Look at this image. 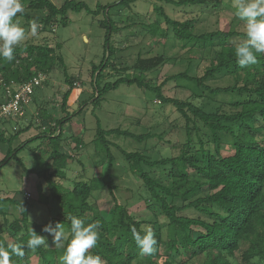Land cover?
I'll return each instance as SVG.
<instances>
[{
    "label": "trees",
    "instance_id": "obj_1",
    "mask_svg": "<svg viewBox=\"0 0 264 264\" xmlns=\"http://www.w3.org/2000/svg\"><path fill=\"white\" fill-rule=\"evenodd\" d=\"M148 1L180 9L204 6L212 12L221 8L237 10L233 6L234 0ZM135 2L137 0H120L115 5L130 7ZM21 3L25 11L23 15H17L26 22L23 28L28 32L35 22L36 30L44 37L40 43H20L11 61L0 58V142L10 143V146L32 125L10 136L3 126L10 121L25 119L27 106L36 91L47 84L48 77L55 70L60 69L64 73L68 87L61 100L63 112L67 113L70 96L80 86L76 78L68 75L60 52L61 45L56 43L54 46L46 33H56L58 26L67 27L71 12L85 11L97 17L101 13L107 14L109 7L99 4L92 10L86 3L75 0H65L62 6H57L51 0H21ZM153 10L159 19L145 26L148 34L151 38L166 39L170 28L174 32V39L181 42L180 49L188 55L187 59L166 57L163 52L151 57L139 54L133 66L123 67L122 63L113 60V56L119 52L111 45L113 34L121 33L123 29L130 30L132 24L136 26L139 22L132 18L126 26L116 27L108 17L101 22V27L107 29L105 48L108 56L100 67L92 70L94 91L91 98L80 100L79 110L60 120H54L45 110H41L39 116L42 121L38 129L44 131L16 149L11 147L0 162L1 171L12 160H18V155L29 144L45 138L48 151L36 153L34 168L28 172L45 180L48 193L44 195L41 188V196L46 204L54 202L60 209L55 217L44 224L31 223L27 197L22 194L10 199L0 197V215L4 219L1 228L8 232L10 238L7 239L0 231V244L5 248L8 244H26L30 238V228L48 240L49 235L43 233L42 229L49 222L63 223L69 233L61 251L47 244L35 252L25 248V256H13L12 264H32L31 261L37 264H61L60 258L72 238L68 216H77L85 225L99 222L100 238L90 252L99 255L103 264H196L197 259L204 255L206 260L201 264H234L231 259H235L236 253L243 247H247L242 252L243 264H253L255 257H260L259 264H264V55H258L254 65L245 68L238 66L235 48L246 41L247 34L245 22L236 16L233 19L234 27L228 31L218 29L199 33L197 21L203 19L205 12L183 21L171 18L162 5ZM29 12L40 15L32 16ZM140 26L144 27L143 24ZM168 63L180 64L185 70L166 78L161 84L157 79L147 78L148 74L157 72ZM205 63L208 65L201 75ZM110 69L114 72L112 81L107 80V76L111 75L106 72ZM41 78L44 80L34 89L28 103L21 102V113L2 116L6 106L15 100L19 87ZM104 80L105 83L102 82ZM170 82H186L187 85L180 83L179 86H185L190 91L188 100L167 97L164 88ZM124 85L135 86L150 94L152 104L161 113L166 106H171L184 122L183 127L176 123L166 131L161 130V125L157 123L151 132L138 135L121 127L103 129L98 120L96 136L91 144L95 150L91 161L93 168L103 169L102 173L88 180H76L72 189L66 188L62 181L67 180L70 163H74L76 155L78 157L84 149V140L81 135L65 137L64 126L81 115L89 104L95 110L101 107L110 92ZM155 101H159V104ZM180 129L182 140L178 135L177 142L168 139L170 130L174 132ZM155 139L180 148V155L154 157L146 145ZM121 140L143 146L130 151L119 145L118 141ZM225 146L232 148L230 154H223ZM65 148L69 150L64 151ZM78 163L82 165L81 161ZM120 164L127 166L140 183L137 201H144L146 207L143 211H132L134 202L127 200L122 203L117 196L120 190L116 177ZM104 191L111 199L109 209H102L94 202L95 194ZM2 202L16 207L20 211L19 218L10 221L2 209ZM161 217L166 219L164 223ZM133 226L137 231L150 228L154 233L158 244L152 256L140 255L131 234Z\"/></svg>",
    "mask_w": 264,
    "mask_h": 264
},
{
    "label": "rangeland",
    "instance_id": "obj_2",
    "mask_svg": "<svg viewBox=\"0 0 264 264\" xmlns=\"http://www.w3.org/2000/svg\"><path fill=\"white\" fill-rule=\"evenodd\" d=\"M51 1L57 6H62L65 2V0ZM75 1L86 3L92 10H95L99 4L102 6H109L106 11L107 14L101 13L97 17L85 11L81 13L71 12L69 14L70 23L67 27L58 26L56 28V33H46V36L54 46H56V43L61 45L60 52L64 57L68 75L70 78H76L80 86L75 88L70 96L67 113L63 112L61 100L68 87L65 83L64 73L60 69L55 70L48 77L47 84H44L36 91L32 102L27 106L25 119L10 121L3 126L4 130L8 131L9 136L14 134L15 131L25 129L29 125H32V128L23 132L11 146L10 143L3 144L0 142V162L6 157L11 147L12 149H16L44 131L43 129H38L42 121L39 116L41 110H45L54 120H60L67 117L68 114L73 115L77 112L80 108V100L82 102L83 100L85 101L91 98L94 91L92 70L95 67H100L108 56L107 48H105L107 29L101 27V22H104L108 17L113 20L116 27L126 26L127 23H129L128 21L130 19L132 20V18H134L133 21L139 22L136 26L132 24L133 28L130 30L123 29L121 33L113 34L111 45L119 49L117 55L113 56V60H116L117 63H122L121 65H123V67L124 65L133 66L139 54H142L144 57H151L155 56L158 52H163L166 57L178 56L182 59L188 58V55L180 49L182 44L180 41L174 39V32L170 30V28L166 39L161 37L151 38L148 34V28L145 26L159 19L157 12L153 10L156 6H164L171 18L183 21L205 12L202 16L203 19L197 21V31L199 33L218 29L228 31L231 27H234L233 19L235 17V12L225 8L212 12L211 9L204 8V6L201 8L187 7L180 9L161 2L148 0H137V2L130 7L115 5V3L120 0ZM29 13H31L32 16L40 15L34 12ZM160 21H162L161 18ZM163 23L162 21V24ZM25 24V20L20 19V26L23 27ZM141 24H143L144 27L141 28ZM163 27L167 28L165 25H163ZM25 33L27 34L21 44L26 42L40 43L43 41L44 36L39 34L37 30L33 32L30 29ZM128 47L129 49L127 51H122ZM206 65H208V63L202 65L201 75ZM184 70L185 67L180 64L168 63L157 72L148 74L147 78L157 79L158 84H161L166 78ZM106 73L111 75L107 76V80L112 81L114 72L110 69L107 70ZM102 82L105 83V80ZM180 83L181 85H187L186 82ZM180 83L170 82L164 88V94L169 98L188 100L190 91L186 89L185 86H179ZM155 103L159 104V101H155ZM98 120H100L103 129L109 130L121 127L138 135L151 132V129L158 125L157 123L161 125V130L166 129V131L171 129L172 124L178 123V125L182 127L184 125V122L179 118L178 112L171 106H166L163 113H161L157 111L155 105L152 104V97L150 94L139 90L135 86H121L118 90L112 91L106 96V100L101 107L95 110L93 105L89 104L81 115L76 116L72 122L64 126L65 137L81 135L84 140V149L79 152L78 157L76 155V161L70 163L67 168V180L62 181V184L66 188L72 189L73 182L76 180H88L102 173L103 169L93 168V163L91 161V156L95 151L94 146L91 144L96 136ZM137 121L140 123L136 124ZM181 132L182 129L174 132L170 130L171 135L168 136V139L175 142H177L179 138L182 140L180 136L182 135ZM118 143L123 148L130 151L138 150L143 146L134 142L131 144L132 142L129 140H121L120 142L118 141ZM146 146V148L151 150L152 155L157 158L161 155L172 157L180 155V148H173L167 144H162L156 139L148 141ZM63 150L67 151L69 149L65 148ZM46 151H48V146L45 138L34 141L32 144H29L27 149L18 155V160H12L10 164L0 171V197L10 199L17 194H22L23 197H27L30 203V222L37 224L48 222L55 217L60 210L58 204L54 202L46 204L43 196H41V188L44 195L48 193L45 180L39 179L35 174L28 172L34 168L36 153L42 154ZM231 152L232 148L230 146H225L223 154H230ZM116 155L118 154L116 153ZM79 161H81L82 165L78 163ZM120 166L119 172L117 173L118 176L116 177V183L120 190L117 196L122 203L128 202L127 200L134 202L132 211H143L146 207L144 201H137L138 193L140 195L138 189L140 183H138L136 177L129 172L127 166L122 167L121 164ZM94 202L102 209H109L111 206V199L109 198L108 192L105 191L95 194ZM1 205L10 221L19 218L20 211L16 207L9 202H2ZM161 221L164 223L166 219L161 217ZM3 222V216L0 215V231L10 240L8 232L5 233L1 228ZM164 234L166 236V231ZM51 242L52 237L49 236L47 243L49 247H54ZM246 248L247 247H243L241 251L236 253V258L231 259L234 264H243L242 252ZM58 249L61 251L63 247ZM162 253L165 254L164 248H162ZM205 260L206 257L204 255L200 259H197L196 264H201ZM31 263L37 264L36 261H31Z\"/></svg>",
    "mask_w": 264,
    "mask_h": 264
},
{
    "label": "clouds",
    "instance_id": "obj_3",
    "mask_svg": "<svg viewBox=\"0 0 264 264\" xmlns=\"http://www.w3.org/2000/svg\"><path fill=\"white\" fill-rule=\"evenodd\" d=\"M236 7L235 16L245 22L247 39L235 48V57L240 68L257 63L258 55H264V0H234ZM25 9L21 0H0V58L7 61L13 60L14 50L25 38V29L20 26L17 14L23 15ZM33 32L37 24H31ZM71 221V240L67 243L64 254L60 258L61 264H103L99 255L89 251L97 246L100 238L99 222L85 225L77 216L66 217ZM52 237V246L64 247L68 241L69 233L64 224L49 222L42 229ZM141 232H144L142 235ZM131 234L141 256H152L157 251L158 241L151 229L142 228L137 231L131 228ZM30 238L26 244H8L5 248L0 244V264H12V257L23 258L25 248L35 252L40 246H49L47 237L38 235L33 228L29 229ZM260 257H255L253 264H259Z\"/></svg>",
    "mask_w": 264,
    "mask_h": 264
},
{
    "label": "built area",
    "instance_id": "obj_4",
    "mask_svg": "<svg viewBox=\"0 0 264 264\" xmlns=\"http://www.w3.org/2000/svg\"><path fill=\"white\" fill-rule=\"evenodd\" d=\"M42 80H44V78L35 79L32 83L24 87H19L15 100L6 106V108L3 110L2 116H11L17 113H21V102L25 104L28 103L29 98L34 93V89L41 85Z\"/></svg>",
    "mask_w": 264,
    "mask_h": 264
}]
</instances>
